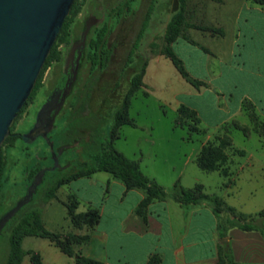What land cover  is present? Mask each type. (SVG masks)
<instances>
[{
  "label": "crops",
  "instance_id": "0c3cea01",
  "mask_svg": "<svg viewBox=\"0 0 264 264\" xmlns=\"http://www.w3.org/2000/svg\"><path fill=\"white\" fill-rule=\"evenodd\" d=\"M169 46L187 74L200 82L186 80L172 64L180 86L173 94L174 109L177 113L179 104H184L195 111L197 125L204 131L203 139L190 151L181 152L185 156L181 166L161 164L157 158L160 148L141 152L133 159L143 174L167 192L175 180L185 187L200 183L205 191L196 170L192 166L186 168L192 156L191 163L195 162L200 146L212 139L215 131L229 123L238 127L250 122L252 133L258 139L264 137V131L252 124L253 118L264 122V4L254 0H193L182 6L179 33ZM159 57L168 58L160 49L147 58L140 86L144 94L151 91L149 67L152 61L157 65ZM228 135L233 146L224 149L227 159L222 166L226 173L211 170L218 173L222 189L211 194L236 211L254 213L264 206V149L234 146L233 133ZM188 138L189 135L177 136L182 141ZM146 140L155 143L151 135ZM71 180L85 187L82 196L76 193L77 185L74 193H68L73 195L76 206H81L76 213L95 209L97 217L92 224L80 222L69 230L56 232L86 235L72 248L100 264H148L153 257L155 264H217V248L222 241L228 243L237 264H264L263 235L254 229L227 225L230 212H215L207 200L182 204L167 193L152 198L141 215L135 209L143 191L126 188L107 171L96 170L64 183ZM54 197L58 199L56 194ZM253 200L260 203L259 207L254 211L246 209L245 204ZM40 237L29 235V250L36 251L43 264H74L73 256L63 253L48 238ZM27 261L32 264L28 257ZM20 264H24L23 259Z\"/></svg>",
  "mask_w": 264,
  "mask_h": 264
},
{
  "label": "rangeland",
  "instance_id": "374dc122",
  "mask_svg": "<svg viewBox=\"0 0 264 264\" xmlns=\"http://www.w3.org/2000/svg\"><path fill=\"white\" fill-rule=\"evenodd\" d=\"M192 1L184 0L183 6H188ZM73 2L74 6L68 13V22L70 23L68 41L79 35L84 17L92 13L99 18L94 27L95 30L106 25L107 41L108 43L112 41L115 47L107 65L101 70L93 71V80L89 76L86 77L89 81L87 87L91 89L89 95L85 97L88 89L87 87L82 88L83 99L73 113L64 119L65 109L62 108L61 113L54 119V127L47 135L52 140L54 149H57V145L60 143L71 144L75 138L79 139V142L76 146L65 147L58 154V165L43 172L40 182L32 193V200L27 201L28 203L21 209L37 208L42 227L51 232H62L72 228L74 223L70 218L68 208L72 207L73 212H76L81 209V206L77 207L73 195L68 193L69 191L74 193L78 183L74 180L64 183L59 187L60 189H54L53 194L49 197H46L45 192L56 181L65 179L78 168L84 167L82 161L86 160L84 147L87 143L83 139L85 137L101 138L108 130L112 122L113 109L118 102L110 109L104 107V104L115 99L123 85L129 84L128 78L143 57L148 58L149 55L154 54L162 47L165 25L171 17L173 6L177 4L176 0H74ZM120 9L123 11L118 17ZM68 41L56 42L55 47L61 50V58L56 60L50 57L49 67L46 66L40 76H37L38 83L30 91L10 124L11 131L24 132L28 124L35 118L45 92L54 84L60 74L62 56ZM107 54L106 50L98 52L99 61ZM127 56L132 61L120 72V67ZM159 58L157 65V62L152 61L147 73V80L151 82V91L144 94L139 87L130 97L128 116L135 125L120 124L116 128L112 145L123 155L132 159L139 157L141 152L145 154L147 151L160 148L162 152L157 158L161 164L170 162L181 166L185 158L181 152L184 150L188 152L192 146H197L203 139L204 131L200 130L192 116L176 113L173 94L180 90L175 79V76L179 75L168 58ZM113 82H116V85L110 91ZM68 99H71V96ZM175 119L178 124L174 123ZM252 124L254 127H260V123L254 118ZM262 128L264 130V125ZM229 132L234 135V146L264 149V137L258 139L257 135L252 133L250 122H245L244 125L239 124L238 127L229 123L219 131H215L212 139L205 143L210 141L222 145L223 149H229L233 146L228 135ZM246 132L249 134L246 135ZM181 134L189 135L190 138L183 141L177 139V136ZM150 135L155 141L154 144H150L146 140V138H150ZM0 149L6 158L4 179L0 186L1 214L25 193L32 180L30 176L33 171L37 169L36 173L41 168L51 166L53 158L48 145L41 137L31 141H26L22 137L11 138L2 144ZM191 160H194V156L191 157ZM191 160L186 169L192 166L196 170L204 183L206 192L219 193L222 187L218 183V173L201 170L195 162L191 163ZM254 180L252 184L255 185ZM256 189L260 191L261 188L256 186ZM76 193L80 196L85 193L83 184L77 185ZM54 194L58 199L53 198ZM49 199L48 203L45 202ZM259 205L257 200H253L245 204V208L254 211ZM9 222L10 220L0 229V264H3L8 248ZM21 248L29 250V235L22 238ZM27 257L29 259L27 253L22 255L21 259L24 264H29Z\"/></svg>",
  "mask_w": 264,
  "mask_h": 264
},
{
  "label": "trees",
  "instance_id": "16d2710c",
  "mask_svg": "<svg viewBox=\"0 0 264 264\" xmlns=\"http://www.w3.org/2000/svg\"><path fill=\"white\" fill-rule=\"evenodd\" d=\"M74 1V0H73ZM176 6H173V12L170 19L167 21L164 32H163V45L160 48L161 53L170 59L172 64L175 66L177 71L188 81L197 84L200 83L197 80L192 79L184 69L181 60L176 56V54L171 50L169 43L174 39V37L179 33L181 19H182V6L184 0H176ZM257 3L264 4V0H254ZM74 2H72L69 12H71ZM123 10H119V15ZM68 12V13H69ZM69 15L67 14L60 26L58 33L50 46L48 55L45 57L42 67L38 73V77L44 70V68L49 65L50 57L59 60L61 58V50L56 49L55 44L57 41H68V36L70 34L69 30ZM95 25L91 27L88 32V36L94 35L95 38H91L92 48L88 50V58H92V66L104 65L106 62V55L102 57L99 61L97 54L105 50V43L103 37L106 35L107 28L106 25H102L98 30H95ZM92 37V36H91ZM94 54V56H93ZM96 55V56H95ZM130 60V59H129ZM147 62V58L143 57L138 65L132 71L129 77V85L124 91L123 95L118 100L116 107L112 112V122L108 130L104 133L101 138L95 137H85V153L86 160L82 161L84 167H80L75 170L71 175L65 179H60L56 181L53 186L48 189L45 194L46 197L51 196L53 190L56 189L60 184L68 181L79 175L89 174L96 170L107 171L112 177L120 180L126 188H139L143 191L144 195L140 199L136 206V211L143 215L145 211L146 204L155 197H162L169 193L171 197L178 201L179 203H195L202 200H207L212 204L213 210L218 212L222 209L230 212L231 217L227 221V225H236L241 229H254L259 231L264 237V206L261 207L254 213H243L236 211L232 206L227 205L220 197L216 194L207 193L203 190L200 183H196L191 187L182 186L178 180H175L167 190L160 184H158L154 179L149 178L143 174L140 169L138 162L135 159H131L123 155L120 151L115 149L112 145V140L115 137L116 128L123 123H128L134 125L133 120L128 116V107L130 103V97L133 92L142 84V75ZM38 83V78L35 84ZM32 87V89H33ZM178 114H185L186 116H192L198 121L195 111L187 107L184 104H179L177 107ZM252 116V115H251ZM177 119V118H176ZM174 121L175 124H178ZM260 127H256L262 131V126L264 122H259ZM262 128V129H261ZM84 133V131H83ZM15 133L6 136L2 144L6 143L11 138H15ZM79 139H73L71 144H58L57 148L64 145L65 147L76 146ZM63 148V149H64ZM62 149V150H63ZM227 159V154L224 151L222 145L212 143L210 141L203 143L195 157V162L197 166L205 171H211L214 169H219L223 174L226 173V168L222 166ZM6 167L5 155L0 149V186L3 181V172ZM37 170V169H36ZM35 170V171H36ZM33 171V173H35ZM32 173V174H33ZM31 174V176H32ZM30 176V178H31ZM27 186V185H26ZM37 187V186H36ZM33 198L31 195L28 202ZM28 202L22 204L7 221L9 222V235H8V248L6 251V256L3 264H20L22 255L27 253L29 255V260L32 264H43L39 254L32 250H23L21 248V240L26 235H37L48 238L54 245H56L63 253L73 256L74 264H100L97 260L83 256L82 254L75 252L72 248V244L79 242L86 238V235H77L71 232L57 233L51 232L44 229L40 223L38 209L35 207L24 208L21 210ZM14 204L11 205V207ZM10 207V208H11ZM9 208V207H8ZM21 210V211H20ZM4 213V211H3ZM1 213L0 216L3 214ZM68 213L71 220L75 225L80 222H86L92 224L97 217V211L95 209H88L82 213L73 212L72 207L68 208ZM7 221L4 223L7 224ZM3 227V226H2ZM156 259L153 257L149 260L148 264H155ZM217 264H237L232 259L230 247L227 242L222 241L218 244L217 248Z\"/></svg>",
  "mask_w": 264,
  "mask_h": 264
},
{
  "label": "water",
  "instance_id": "95a60500",
  "mask_svg": "<svg viewBox=\"0 0 264 264\" xmlns=\"http://www.w3.org/2000/svg\"><path fill=\"white\" fill-rule=\"evenodd\" d=\"M72 2L73 0H0V146L9 134L10 124L32 90ZM87 28L85 25L81 33L83 37ZM39 113L40 109L33 125L22 134V138L31 141L40 134L49 147L53 163L39 169L25 193L0 216V229L30 199L43 172L58 165V154L64 148L63 145L54 149L52 140L46 134L51 128L52 118L49 128L32 134Z\"/></svg>",
  "mask_w": 264,
  "mask_h": 264
},
{
  "label": "flooded vegetation",
  "instance_id": "af4514ba",
  "mask_svg": "<svg viewBox=\"0 0 264 264\" xmlns=\"http://www.w3.org/2000/svg\"><path fill=\"white\" fill-rule=\"evenodd\" d=\"M120 15H118V17ZM98 20L99 18L96 15L92 13L87 14L84 17L82 30L79 33V35L72 38L70 41H68L67 46H65L66 50L64 51V54L62 56L60 74L56 78L54 84L45 92V95L40 105L38 106L37 112L40 109V113L38 115V121L32 131V134L42 132L45 129L49 128L50 126L49 121L52 118L51 128H49L46 132V134L48 135L50 130L54 127V119L56 118V116H58L61 113L62 108L65 109V113L63 114L64 119H66V117L72 114L74 109L79 104H81V101L83 99V95H82L83 89L82 88L87 87V85L89 84V81L86 79V77L89 76V78L91 77V79L93 80L94 78L93 71L95 69L101 70L109 62V59L111 57V53L115 47V44L112 41L108 43L106 36H104L103 41L105 43V48H106L105 50L108 52V54L106 56V62L104 63V65L98 64V65L92 66V61L94 60L92 58L90 59L87 57L88 50L92 48L91 38L93 39L95 38V37L88 36L87 34L89 30L91 29V27L96 25ZM85 25H87L88 28L86 32L84 33V37H83L81 33ZM131 61L132 59L130 58L129 60V57L127 56L124 63L120 67V72L124 70L125 66L130 65ZM47 67H49V65H47ZM128 83H129V78H128ZM115 85H116V82H113L110 91L113 90ZM128 85L129 84L123 85L120 92L117 93V97H115V99H112L110 101L107 100L108 102L104 104V107H108V109L112 108V106L116 102H118L120 97L123 95ZM87 89L88 91L85 94V97L89 95V92L91 90L89 87H87ZM70 96H71V99H68V97ZM34 120L35 118L32 120L30 124H28L24 132H27L31 128V126L34 123ZM24 132L21 133L15 130L11 131L9 129L8 135L15 133L16 137L21 138ZM37 137L42 138L40 134H37L35 138Z\"/></svg>",
  "mask_w": 264,
  "mask_h": 264
}]
</instances>
